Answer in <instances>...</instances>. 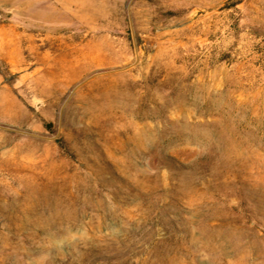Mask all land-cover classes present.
I'll list each match as a JSON object with an SVG mask.
<instances>
[{"label":"rangeland","instance_id":"374dc122","mask_svg":"<svg viewBox=\"0 0 264 264\" xmlns=\"http://www.w3.org/2000/svg\"><path fill=\"white\" fill-rule=\"evenodd\" d=\"M0 264H264V0H0Z\"/></svg>","mask_w":264,"mask_h":264}]
</instances>
